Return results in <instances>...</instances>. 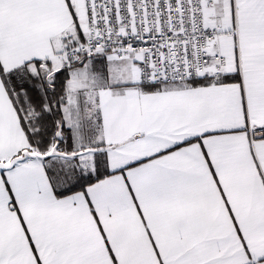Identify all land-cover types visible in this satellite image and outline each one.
Segmentation results:
<instances>
[{
	"label": "snow or ice",
	"instance_id": "6c2138e0",
	"mask_svg": "<svg viewBox=\"0 0 264 264\" xmlns=\"http://www.w3.org/2000/svg\"><path fill=\"white\" fill-rule=\"evenodd\" d=\"M0 264H264V0H0Z\"/></svg>",
	"mask_w": 264,
	"mask_h": 264
}]
</instances>
